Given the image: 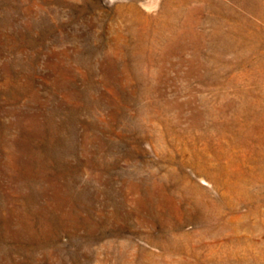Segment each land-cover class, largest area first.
I'll return each mask as SVG.
<instances>
[{"label": "rangeland", "instance_id": "374dc122", "mask_svg": "<svg viewBox=\"0 0 264 264\" xmlns=\"http://www.w3.org/2000/svg\"><path fill=\"white\" fill-rule=\"evenodd\" d=\"M0 264H264V0H0Z\"/></svg>", "mask_w": 264, "mask_h": 264}, {"label": "bare ground", "instance_id": "6f19581e", "mask_svg": "<svg viewBox=\"0 0 264 264\" xmlns=\"http://www.w3.org/2000/svg\"><path fill=\"white\" fill-rule=\"evenodd\" d=\"M158 3V2H157Z\"/></svg>", "mask_w": 264, "mask_h": 264}]
</instances>
